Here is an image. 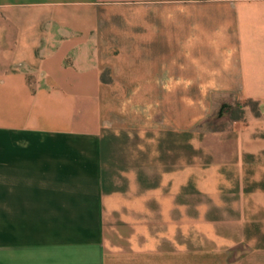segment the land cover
Instances as JSON below:
<instances>
[{"label": "crops", "instance_id": "obj_1", "mask_svg": "<svg viewBox=\"0 0 264 264\" xmlns=\"http://www.w3.org/2000/svg\"><path fill=\"white\" fill-rule=\"evenodd\" d=\"M0 264H264V0H0Z\"/></svg>", "mask_w": 264, "mask_h": 264}, {"label": "rangeland", "instance_id": "obj_2", "mask_svg": "<svg viewBox=\"0 0 264 264\" xmlns=\"http://www.w3.org/2000/svg\"><path fill=\"white\" fill-rule=\"evenodd\" d=\"M246 105H247V101H244V102H241V103H237L233 107V110H230V108H228V109H225L224 111H226L227 113H229L231 117L238 118V117H241L242 116L241 114H243L242 113L241 106H246ZM253 108L254 107L251 106V107L246 108V110L248 109V110H251L252 111Z\"/></svg>", "mask_w": 264, "mask_h": 264}, {"label": "trees", "instance_id": "obj_3", "mask_svg": "<svg viewBox=\"0 0 264 264\" xmlns=\"http://www.w3.org/2000/svg\"><path fill=\"white\" fill-rule=\"evenodd\" d=\"M251 106L254 107V108L252 109L253 114H254L256 117H260V116H261V110H260V105H259V103L249 100V101H247V105H246V106H241V108H242V113H243V114H241L242 116L239 117L240 119L243 118V116H244V112H245L246 108L251 107Z\"/></svg>", "mask_w": 264, "mask_h": 264}]
</instances>
